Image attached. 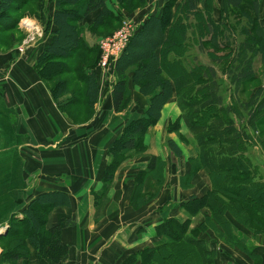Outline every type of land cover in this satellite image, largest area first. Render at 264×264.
<instances>
[{
    "label": "trees",
    "instance_id": "1",
    "mask_svg": "<svg viewBox=\"0 0 264 264\" xmlns=\"http://www.w3.org/2000/svg\"><path fill=\"white\" fill-rule=\"evenodd\" d=\"M146 3L147 0H117L116 11L106 0H51L47 6L45 0H0V34L20 31L24 18L36 19L44 29L37 68L49 65L50 74L71 75V80L60 81L59 95L74 85L79 96H87V107L92 111L100 97L98 65L102 52L98 45L90 47L84 35L87 31L96 38L114 35L123 19ZM194 3L189 2L192 11L196 10ZM174 8L171 1L160 16L149 17L114 65L115 112L127 106L132 87L150 98V106L111 146L112 162L105 169L104 182L111 185L120 166L145 150L149 129L160 122L164 108L177 92L185 121L198 143L196 168L208 170L213 191L202 198L191 197L181 207L188 220L163 221L155 230L154 245L131 254L121 264H231L219 262L224 247L252 257L256 251L241 239L227 214L255 236L264 235V87L258 84L264 75L261 5L258 0H222V20L218 25L210 20L206 25L196 14L193 18L180 16ZM74 60L85 69V64L96 65V71L86 75L78 69L71 71ZM82 84H86L87 92ZM169 147L177 157L181 156L174 142L170 141ZM164 169V163L153 158L141 172L133 206H144L155 199L162 187ZM36 203L66 207L70 200L65 194L50 193L32 205ZM32 205L24 219L31 232L29 243L40 261L63 264L69 249L62 242L61 227L44 231L46 223L32 211ZM204 209L210 213L192 228V220ZM15 226L5 238L16 237ZM210 231L222 242L219 251L204 236ZM19 241L15 242L16 249L26 246L27 240ZM20 258L15 251L5 255L12 262Z\"/></svg>",
    "mask_w": 264,
    "mask_h": 264
},
{
    "label": "crops",
    "instance_id": "2",
    "mask_svg": "<svg viewBox=\"0 0 264 264\" xmlns=\"http://www.w3.org/2000/svg\"><path fill=\"white\" fill-rule=\"evenodd\" d=\"M171 1L175 3L174 13L180 12V16H202L206 25L209 20L216 25L222 20V0H147L145 6L125 18L123 25L127 23L135 33L149 17L160 16ZM190 1L195 2V11L190 10ZM258 1L264 26V0ZM106 2L117 11V0ZM136 17L141 22H135ZM17 47L6 43L0 34V264H45L28 239L25 247L16 249L15 242L22 239L5 237L19 224L31 236L25 211L50 193L67 195L70 205L36 203L32 211L46 223L44 231L61 227L62 242L69 249L63 264H121L131 254L154 245L155 230L163 221L188 220L181 207L191 197L202 198L212 192L213 185L208 170L196 168L198 143L185 121L177 92L164 108L160 122L149 129L145 150L124 162L114 182L107 186L104 174L112 162L109 150L124 129L148 110L150 98L132 87L127 106L116 113L115 71L102 75L98 66L100 97L92 112L87 96H79L76 86L70 84L66 93L59 95L60 81H69V75L50 74L49 65L37 68L40 45L30 47L23 56L17 54ZM258 84L264 87L263 74ZM82 85L87 92L86 84ZM170 141L181 151L180 157L171 151ZM153 158L165 165L162 187L155 199L135 207L132 199L137 177ZM208 213L204 209L192 220L191 227H198ZM226 218L256 253L252 257L224 247L219 262L264 264V235L255 236L231 214ZM204 236L219 251L222 242L215 233ZM14 251L21 258L16 262L6 260L5 255Z\"/></svg>",
    "mask_w": 264,
    "mask_h": 264
},
{
    "label": "built area",
    "instance_id": "3",
    "mask_svg": "<svg viewBox=\"0 0 264 264\" xmlns=\"http://www.w3.org/2000/svg\"><path fill=\"white\" fill-rule=\"evenodd\" d=\"M19 27L24 33V39L18 46L17 53L23 56L30 47L35 46L44 39V29L37 20L31 18H24ZM133 34L131 26L125 23L114 35L100 42L102 54L99 68L103 71L102 75L113 72L114 65L127 48Z\"/></svg>",
    "mask_w": 264,
    "mask_h": 264
},
{
    "label": "rangeland",
    "instance_id": "4",
    "mask_svg": "<svg viewBox=\"0 0 264 264\" xmlns=\"http://www.w3.org/2000/svg\"><path fill=\"white\" fill-rule=\"evenodd\" d=\"M50 1L51 0H45V5L47 6V5H49V3H50ZM117 6H118V4H117ZM119 9H117V11H118ZM136 11V10H135ZM15 17L16 18H18L19 17V15L17 14V15H15ZM26 17V16H25ZM124 21H126V19L124 18L123 19V21H122V25H123V22ZM135 22H137V23H139V22H141L140 20H137V17L135 18ZM122 27V26H121ZM134 31V30H133ZM4 39L6 40V43H10V45L11 46H15V45H17L18 46V44L20 43V40H21V37H20V32L18 31V30H15L14 32H11V33H8V34H6V35H4ZM84 39H85V41L87 42V44L90 46V47H92V46H94V45H98V46H100V42L103 40V37H101V38H96L95 36H93L89 31H87L86 33H85V35H84ZM100 48V47H99ZM75 61V62H74ZM73 62V65H72V70L71 71H73L74 69H78V71L79 72H81L83 75H86L88 72H90L91 74L93 73V72H95L96 71V65H89V64H85V66H86V69L85 68H82V65L83 64H80L77 60H74ZM80 65V69L78 68V66ZM78 74V73H77ZM72 78V76L70 75L69 77H68V79H71ZM79 92L80 93H82V91L81 90H79ZM16 236H17V238H21L22 240H27L28 239V232L26 231V229H25V227H24V225L23 224H20V226L19 225H17L16 227ZM19 241V240H18ZM19 242H21V241H19ZM21 244H22V242H21ZM23 253L25 254V255H27L28 253H27V251H24L23 250Z\"/></svg>",
    "mask_w": 264,
    "mask_h": 264
}]
</instances>
